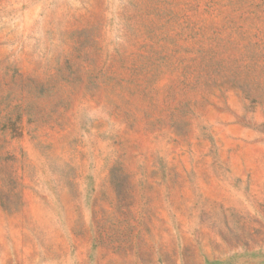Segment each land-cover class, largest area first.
<instances>
[{
    "label": "rangeland",
    "instance_id": "374dc122",
    "mask_svg": "<svg viewBox=\"0 0 264 264\" xmlns=\"http://www.w3.org/2000/svg\"><path fill=\"white\" fill-rule=\"evenodd\" d=\"M0 264H264V0H0Z\"/></svg>",
    "mask_w": 264,
    "mask_h": 264
}]
</instances>
